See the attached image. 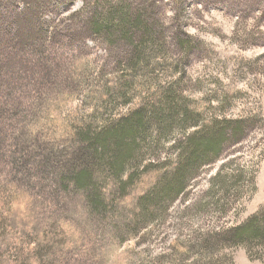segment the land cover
<instances>
[{"label":"rangeland","instance_id":"rangeland-1","mask_svg":"<svg viewBox=\"0 0 264 264\" xmlns=\"http://www.w3.org/2000/svg\"><path fill=\"white\" fill-rule=\"evenodd\" d=\"M4 4L0 3V25L3 30L14 31L6 20L15 17L12 13L21 4ZM156 5L159 19L155 30H149L147 41L146 30H134L136 39L127 41L122 35L109 45L86 41L87 48L82 43L76 47L86 30H76L80 28L68 21L80 10L79 1L56 7L48 15L51 31L61 42L56 52L76 51L86 57L71 67L65 54L57 85L70 70H82L89 78L79 99L61 106V119L77 120L79 110L90 112L95 104L93 84L97 81L103 87L113 81L118 89L95 114L94 125L101 117L120 118L142 106L151 120L123 168V178L131 175L134 179V193L121 207L143 208L130 229L107 219L99 221L101 217L81 196H75L80 200L75 203L61 192L57 195V184L38 188L42 192L40 207L51 204L62 214L66 211L62 204L66 203L72 212L83 215L78 223L69 221L82 234L71 254L75 260L82 258L76 264H196L199 258L177 253L173 244L197 243L209 233L242 225L264 208V0H182L179 5L174 0H156ZM137 48L148 49L149 55L132 71L131 54ZM121 85L125 89H120ZM51 110H41L39 117L50 120L44 114ZM163 116L170 119L164 125L159 122ZM211 120L241 121L246 129L236 143L224 139L221 157L214 164L192 169L193 180L183 197L172 204H149L143 196L152 189L158 192L156 182L164 168H176L178 152L185 148L181 141L194 130L188 126L203 127ZM53 126L55 133L45 148L47 153H72L78 146L61 137L65 126L60 122ZM96 127L91 130L97 132ZM219 128L228 126L220 124ZM107 174L110 177L113 173ZM202 261L264 264V255L261 260L251 261L243 247L215 246Z\"/></svg>","mask_w":264,"mask_h":264},{"label":"trees","instance_id":"trees-1","mask_svg":"<svg viewBox=\"0 0 264 264\" xmlns=\"http://www.w3.org/2000/svg\"><path fill=\"white\" fill-rule=\"evenodd\" d=\"M71 1L0 0L5 7L21 4L12 13L15 17L6 20V25L16 30H3L0 25V264H76L82 260L80 256L76 260L71 256L82 234L69 221L78 223L83 215L72 212L66 203L62 204L66 209L62 214L59 213L62 210L51 204L48 208L40 207L42 192L38 188H45V184L52 188L57 184V195L61 192L71 202L77 203L80 200L75 196H81L101 217L99 221L107 219L130 229L131 222L143 214L142 205L135 210L121 207L134 193L133 177L122 175L138 139L149 129L151 120L147 109L137 107L127 116L111 120L100 116L101 121L94 125L95 114L118 89L113 81L103 87L96 81L92 92L95 104L90 112L84 114L79 110L75 114L77 120L61 119L63 111L58 112L62 105L79 99L89 80L82 70H70L57 85L65 54L70 58L71 67L86 58L76 51L56 52L61 42H57L56 33L51 31L48 15ZM74 1H79L81 8L68 21L80 28L76 30H86L76 47L81 43L86 47V41L109 45L122 35L130 41L138 38L134 30H146L147 41L149 30H155V21L159 19L156 0ZM174 1L179 5L182 0ZM147 50L137 48L135 54L132 52L134 65L129 66L132 71L149 55ZM65 82L67 87L63 88ZM120 89L125 87L121 85ZM51 108L50 113L44 114L50 120L39 117L41 110ZM168 121L164 116L159 120L162 125ZM56 122L65 126L61 137L69 138L78 146L68 155L55 156L45 150L55 133ZM220 124L227 125L228 129H220ZM95 126L97 132L91 130ZM188 127L194 130L181 141L185 148L178 152L176 168H164V174L156 182L158 192L152 189L143 196L149 204H172L183 197L193 180L192 169L214 164L221 157L224 139L236 143L246 129L241 121L217 120L203 127ZM110 172L113 174L109 177ZM45 220L48 225L43 226ZM174 244L172 248L177 253L199 258L196 264H205L202 257L215 246L243 247L251 261L261 260L264 208L242 225L209 233L197 243Z\"/></svg>","mask_w":264,"mask_h":264}]
</instances>
